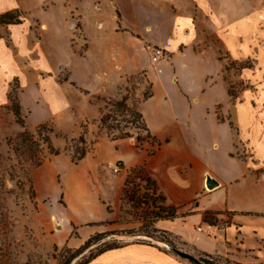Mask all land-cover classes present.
<instances>
[{"label":"rangeland","instance_id":"1","mask_svg":"<svg viewBox=\"0 0 264 264\" xmlns=\"http://www.w3.org/2000/svg\"><path fill=\"white\" fill-rule=\"evenodd\" d=\"M121 3L125 6L126 17H122L116 0H88L85 4L80 0H0V14L15 9L20 11L21 23L0 26V38L13 49V27L25 28L20 33L25 35L23 52L33 49L43 36L46 37L45 18L48 11L62 12L69 29L68 56L60 54L68 65L59 62L54 67L58 80L69 85L64 108L58 114H51L49 108L35 104L32 90L41 79L38 75L45 78L51 72L37 71L35 74L33 69L25 67V75L15 77L10 88L15 102L20 104V98L26 93L24 105L27 108L33 106L31 114L21 110L25 127L17 122L11 102L0 107V264H65L89 238L84 230V234L80 235L81 231L73 227L70 219L74 214L78 221L88 220L80 215L82 212L72 209V205L86 202L93 209L98 201L96 198L83 200L78 185L95 194L97 181L92 175H80L75 171L78 170L76 167L101 141L126 139L139 146L138 137H146L147 132L136 112H141L145 95L154 94L155 84L169 85V82L159 81L161 74L174 81L179 94L189 96L191 106L203 100L204 104L197 106L196 113L189 115L183 124L213 125L224 129L221 131V143L228 140V145H221L215 139L213 151H225L226 155L240 159L256 171L257 180L253 181L251 174L240 183L231 184V202L238 209L264 211V0L209 1L213 4L210 13L206 8H199L202 7L200 4L188 2L182 14L191 11L194 18L189 24L178 26L181 29L180 40L175 50L160 44L165 49L166 59L157 63L151 61L150 52L151 47L159 45V42L144 40L142 36L146 35L144 29L148 28L147 25L153 27L151 22L157 17L148 16L136 0H122ZM154 4L157 7L159 3ZM4 8L8 9L1 11ZM81 10L87 16H93L89 34L83 29ZM217 13L226 16L223 23H218L217 18L214 20L213 16ZM239 17L244 23V28L240 30L237 29ZM85 21H88L87 17ZM177 25L175 22L174 26ZM150 33L158 39L157 30L153 29ZM188 45L196 53L201 47H208L214 51L215 57L175 67L171 59L173 53L184 50ZM193 51L189 49L185 58L189 60ZM78 61L84 63L90 72L89 77L81 73ZM162 64L166 65L167 71L162 69ZM24 76L28 81L26 79L23 83ZM194 77L197 80L192 79ZM100 81L101 87L98 84ZM123 100L129 110L115 105ZM202 113H206L205 121H201ZM106 115L109 118L105 124L101 119ZM41 125L46 128L39 130ZM205 139L208 140V136ZM48 142L59 150V155L50 152ZM143 145L147 146V143ZM83 151L86 156L74 163L73 157H79ZM43 165L47 168L43 174L52 170L55 172V185L52 199L39 200L34 173ZM107 167L115 177L126 174L127 185L119 203L111 209L117 212L115 224L93 226L101 233L119 232L113 234L117 237L109 235L101 243L148 242L156 245L159 241L199 257V251L155 227L156 215H164L158 208L164 206L144 167L126 170L119 165L118 173L110 165ZM208 173L217 179L215 173ZM63 183L71 198L59 197ZM254 217L264 220V217ZM229 218V212L224 216L214 213L204 215L206 224L218 227L212 228L214 236L210 238H216V233L223 236L218 229L226 227ZM236 218L249 217L241 214ZM193 235L201 240L209 239L199 231ZM243 237L249 248L229 245L235 259L243 260L245 264H264V241H258L255 235ZM101 243L94 245L78 262L96 252ZM160 247L167 250L164 246ZM218 247L224 250L226 244L219 242ZM258 249L263 252L262 258ZM218 257L220 260L214 264H237L233 259Z\"/></svg>","mask_w":264,"mask_h":264},{"label":"crops","instance_id":"2","mask_svg":"<svg viewBox=\"0 0 264 264\" xmlns=\"http://www.w3.org/2000/svg\"><path fill=\"white\" fill-rule=\"evenodd\" d=\"M87 1L80 0L84 4ZM116 1L122 17H126L125 6L121 3L122 0ZM136 1L141 3L139 6L143 8L148 16L157 17L156 20L152 19L153 21L151 22L155 26L147 25L148 28L144 29L146 35L142 34L143 39L159 42V45L153 46L164 49L162 45H165L168 49L175 50L180 40L178 38L180 37L181 29L178 26L189 24L190 19L194 18L191 11L188 13L189 15L186 13L182 14L183 10L187 9V3L200 4L199 6L202 7L199 8H206V11L210 13L212 12L213 4H210L209 1L217 0ZM155 2L159 3L157 7H155ZM184 2L186 4H183ZM5 9L7 10L8 8H4L1 11H5ZM80 14L83 29L89 34V28H92L90 21L93 16H87L83 10H81ZM214 15V20L217 18L218 23H223L224 17H226H223V14L219 13ZM85 17H87L88 21H85ZM45 22L48 30L46 37L43 36L36 47L28 49L26 52H23L25 35L21 36L20 34L22 31H25L24 27L16 26L15 28L13 27L14 29H11L15 45L14 49L8 46L3 38H0V107L7 106L11 102L9 94L12 81L15 77L25 75V71L23 70L25 67V69H33L35 74L37 71L39 73L41 71L51 72L45 78L40 74L38 75L41 79L32 90L33 94H35V104L49 108L51 114H58L61 108H64L65 93L69 91V85L66 81L58 80L57 75L54 74V67L59 62L68 65L65 63L67 60H64L60 56L61 53L68 56V22H66L62 12L52 10L48 11ZM175 22L178 24L177 26H174ZM237 25L238 30L244 28L243 20L240 17L237 20ZM153 29L157 30L159 34L158 39L153 38V35L150 33ZM161 43L162 45H160ZM191 48L193 51L194 48L188 45L184 50L177 49L178 51L173 53L171 59L175 67L178 64L186 66L204 59L207 61L209 57L212 59L214 56L213 50L208 49V47L206 49L201 47V50L197 53L194 51L191 53L189 62L185 58V55ZM76 63H78L77 66L80 68L81 73L89 77L90 72L84 63L82 64L80 61ZM161 67L166 71L168 69L165 64H162ZM158 78L161 83L169 82V85L155 84L154 94L143 102L140 110L149 129L161 144L151 154L149 153L150 145L148 143L147 146L145 145L142 148L134 141L126 139L97 143L93 151L87 154L80 165L76 167L78 170L75 171L82 176L92 175L96 178L97 188L95 194L89 193L91 190H85L83 185H78V191L83 193V200H95L96 198L98 203L94 205L93 209L86 202L71 204L72 209L79 213L82 212L80 215L86 216L88 220L78 221L75 219V215L72 214L70 222L77 227L79 232L81 231L80 235L85 233L88 237L96 232H101L93 229V226L114 225L117 220V212L111 211V209L120 201L121 193L125 187L126 174L121 177H115L112 175L114 174L112 170L107 166L110 163L119 162L126 170L144 167L147 177L151 179L152 184L156 187V191L162 201L161 204L164 207L175 209L177 215L174 220H157L155 222L157 229L171 233L174 237L184 241L186 245L196 251L206 252L215 256H224L235 260L236 263L245 264L243 260L235 259L229 245H238L240 248L245 249L249 248V245L245 242L246 239L243 237L246 235H255L258 241H264V220L259 221L254 217L255 215L260 218L264 217V211L253 210L251 208L238 209L231 202L230 186L231 184L240 183L251 174L253 175V181L259 177L256 175L255 170L247 167V164L240 159L226 155L225 151H223L224 153L220 150L219 152L213 151L212 145L215 139L221 145H228V140H225L223 144L221 143V131L224 129L215 128L213 125L183 124V122H187L189 115L192 116L196 113L197 106L204 104L203 100L200 101L201 103L191 106L188 100L189 96L179 94L180 92H177L175 89L174 81L169 80L165 74H161ZM195 78L192 79L197 80ZM23 79L24 83L27 78L24 76ZM101 82L98 83L99 87L102 85ZM25 94L20 98L21 110H26L31 114L33 106L27 108L23 103ZM205 114L202 113L201 121L202 119L205 121ZM207 136L208 140L205 139ZM44 170H47L45 165L41 166L34 173V184L39 200L47 197L53 198L52 188L55 185V172L52 170L49 173L43 174ZM208 172L215 173L214 175L220 183L218 188L211 191L206 188V175ZM62 195L69 198L72 197L65 183H63V186H60L59 197ZM67 209L71 211L68 205ZM226 212H229L231 215V218H229L230 222L223 229H218V231H222L223 236L216 233V238L208 237L209 239L201 240L193 235L197 231L196 227L210 226L204 222L205 214L214 213L218 216H224ZM241 214L249 218H236L237 215ZM212 227L216 228L217 226ZM82 230H84V233H82ZM79 239L82 240V238ZM219 242L226 244V249L219 250ZM252 249L254 250L255 248ZM257 252L260 258H262L263 252L259 249ZM87 264L192 263L188 259L152 243L128 242L98 254Z\"/></svg>","mask_w":264,"mask_h":264},{"label":"trees","instance_id":"3","mask_svg":"<svg viewBox=\"0 0 264 264\" xmlns=\"http://www.w3.org/2000/svg\"><path fill=\"white\" fill-rule=\"evenodd\" d=\"M21 23V18H20V11L18 9L15 10H11V11H6L4 13L0 14V26H7V25H11V24H18ZM152 96V94H147L145 95V100L149 99ZM9 98L11 101V110L13 111L14 115L17 118V122L22 126L25 127V123L24 120L22 118L21 115V106L19 103L15 102L11 96V93L9 94ZM117 107L119 108H124L125 110H129L127 105H126V101H120L117 102L115 104ZM136 115L142 119L143 121V125H144V129L147 132L146 137H138V142L140 143L139 146L142 148L144 147L143 143H148L151 148L149 149V153H153L155 148H157L161 143L160 141L153 135V133L151 132V130L149 129L145 118L143 116V114L141 112H136ZM109 118V115H106L104 117H102L101 121L102 123L106 124L107 119ZM46 128L45 125H41L39 127V130H42ZM51 130V129H49ZM25 132H28L27 130ZM47 141H49V139H47ZM49 143V149L50 152L54 155H59L60 152L59 150L55 149L54 146L52 145V143ZM86 152L83 151L82 153H80L79 157H73V162L76 163L78 162L79 159L84 158L86 156ZM126 182H125V186H126ZM125 188V187H124ZM123 192L125 193V190L123 189ZM159 210H161V212H163L164 215L161 214H157L155 219L160 220V219H173L175 218L176 215V211L173 208L170 207H159ZM73 227L77 228L76 226L73 225ZM119 232L116 231H110V232H96L95 234H92L84 243L83 245L78 248L70 258H68V260H66L65 264H70L71 261L77 257L78 255H80L82 252H84L86 249H88L89 247L93 246V245H97L100 244L102 241V239H104L105 237L109 236V235H113V234H117ZM128 243V242H127ZM125 244V243H124ZM123 245V244H122ZM101 247L97 249L96 252L94 253H90L89 257L84 259L81 262H78L76 264H87L91 259H93L95 256H97L98 254L103 253L104 251L111 249V248H115L121 245H116L114 242H110V241H106L104 243H101L100 245ZM199 257L193 256V259L189 260L192 264H214V262H217L220 260V258L218 256L206 253V252H201L199 251ZM192 256V255H191ZM239 264V263H237Z\"/></svg>","mask_w":264,"mask_h":264},{"label":"water","instance_id":"4","mask_svg":"<svg viewBox=\"0 0 264 264\" xmlns=\"http://www.w3.org/2000/svg\"><path fill=\"white\" fill-rule=\"evenodd\" d=\"M220 186V183H219V181H217V179H215L211 174H207L206 175V188L208 189V190H214V189H216V188H218ZM113 237H117L116 235H113ZM156 245L157 246H164L168 251H170V252H172V253H174V254H176V255H178V256H180V257H183V258H186V259H188V260H191V259H193V256H191V255H189V254H187V253H184V252H182V251H180L179 249H177V248H175V247H173V246H171V245H168V244H166V243H163V242H159V241H157L156 242ZM94 247V245L93 246H91V247H89L88 249H86L84 252H82L80 255H78L77 257H75L72 261H71V263L70 264H76L81 258H83L88 252H89V250L91 249V248H93Z\"/></svg>","mask_w":264,"mask_h":264},{"label":"built area","instance_id":"5","mask_svg":"<svg viewBox=\"0 0 264 264\" xmlns=\"http://www.w3.org/2000/svg\"><path fill=\"white\" fill-rule=\"evenodd\" d=\"M150 53H151V61L153 63H157L166 57L165 50L160 48V47L152 46ZM109 165L111 167H113V171L115 173H118L120 171L121 167H119V165H121V163L114 162V163H110ZM212 228H213L212 226H208V228L199 226V227H197V231H199V232L205 234L206 236L210 237V236H214V232H213Z\"/></svg>","mask_w":264,"mask_h":264}]
</instances>
